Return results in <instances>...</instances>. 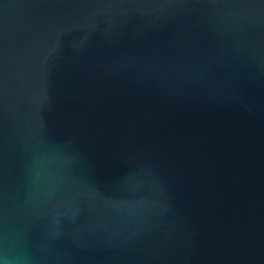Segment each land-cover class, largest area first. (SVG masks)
<instances>
[{"label":"water","instance_id":"water-1","mask_svg":"<svg viewBox=\"0 0 264 264\" xmlns=\"http://www.w3.org/2000/svg\"><path fill=\"white\" fill-rule=\"evenodd\" d=\"M0 264H264V0H0Z\"/></svg>","mask_w":264,"mask_h":264}]
</instances>
